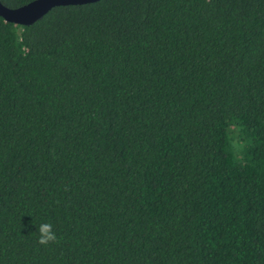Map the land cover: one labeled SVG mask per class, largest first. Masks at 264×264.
I'll list each match as a JSON object with an SVG mask.
<instances>
[{"label":"trees","instance_id":"16d2710c","mask_svg":"<svg viewBox=\"0 0 264 264\" xmlns=\"http://www.w3.org/2000/svg\"><path fill=\"white\" fill-rule=\"evenodd\" d=\"M0 264H264V0L0 16Z\"/></svg>","mask_w":264,"mask_h":264},{"label":"water","instance_id":"95a60500","mask_svg":"<svg viewBox=\"0 0 264 264\" xmlns=\"http://www.w3.org/2000/svg\"><path fill=\"white\" fill-rule=\"evenodd\" d=\"M99 0H34L18 8H10L0 1V16L18 25H32L57 6L82 5Z\"/></svg>","mask_w":264,"mask_h":264},{"label":"clouds","instance_id":"9594fccd","mask_svg":"<svg viewBox=\"0 0 264 264\" xmlns=\"http://www.w3.org/2000/svg\"><path fill=\"white\" fill-rule=\"evenodd\" d=\"M39 240L38 243L41 245H47L51 241L57 239L56 233L52 229V225L49 223H42L38 228Z\"/></svg>","mask_w":264,"mask_h":264}]
</instances>
